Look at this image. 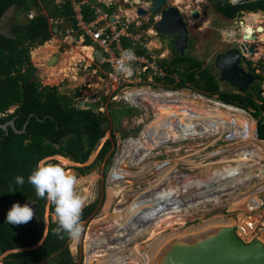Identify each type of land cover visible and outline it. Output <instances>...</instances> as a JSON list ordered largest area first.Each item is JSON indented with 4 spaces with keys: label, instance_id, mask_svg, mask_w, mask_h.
Masks as SVG:
<instances>
[{
    "label": "rangeland",
    "instance_id": "1",
    "mask_svg": "<svg viewBox=\"0 0 264 264\" xmlns=\"http://www.w3.org/2000/svg\"><path fill=\"white\" fill-rule=\"evenodd\" d=\"M89 1L99 6L100 2H115L116 8L113 14L117 16L122 14L127 19L126 9H136L141 4L148 7L152 0ZM169 5L178 6L187 22L189 40L192 41L188 54L201 59L203 67L211 68L218 76L222 88L237 91L236 87L221 79V70L216 66V58L218 54L224 53L231 47H236L239 43L248 45L255 42L257 47L263 48H260L255 53H247L245 55L247 60L244 61V66L253 67L264 76V28L261 29L262 26L264 27V16L255 19L252 18L254 14L244 12L234 19H229L216 11L210 0H169ZM195 8L202 13V17L199 20H194L191 17V10ZM36 13L35 8L27 15L26 11L20 10L18 7H12L6 12L1 22V29L4 31L12 30L11 27L14 21H27L28 17H32ZM138 18L136 16L134 21ZM63 27L62 25L56 32H53L49 40L42 44L36 43L30 48L31 63L37 67V74L43 84L59 85L62 90L66 83L65 94L73 95L78 89L80 90L81 94L77 97L76 102L80 99L101 102L106 109V113L110 116L108 125L114 130L116 135V153L110 156L109 152L102 162L96 161V158L106 139L100 140L91 157L84 164L75 163L72 160V162H68L67 157L62 159L57 155L46 159L51 160L49 162L52 163H54L52 160H57L55 163H59L66 170L73 171V174L78 178L76 191L82 196L85 195L86 188L90 187L86 205L97 198L100 199L95 213L88 220L81 222L83 230L79 239L75 241L70 239L71 251L79 264H85L86 253L99 255L103 252L108 256L112 255L111 264H145L147 259L148 262L149 260L151 261L150 264H156L158 252L164 245L172 241L168 237L169 235L170 237L183 238L184 235H188L190 232H204L211 228L225 226L232 227L235 225V213L226 212V208L222 206L224 203L228 201L238 202L241 199L247 203V197L252 194V197L257 194V196L264 198V175H259L261 171L259 170L254 176L249 174L246 178L237 181L234 192H224L229 186L223 189L215 188L209 190L212 195H203L201 199L200 195L195 196L194 200H199L194 202L192 206L188 205L185 208L179 206L180 209L176 208L177 210L172 206L173 208L171 207L168 210L159 211L160 213L158 212L154 217L155 225L150 230H148L151 227L150 225L145 226L147 230L143 226L136 230L139 227L137 226L134 229L136 230L135 233L132 235L124 233L121 238L109 239L111 240L109 243L100 240L104 236L103 233H111L112 228L120 227L123 221L128 224L131 211L134 209L132 214H136V210L139 209L135 207L143 204L146 206L145 203L151 197L160 198L167 196L170 191L178 190L181 186L192 181L202 182V180L211 175L216 178L222 175L223 172L221 174L218 173L221 169L238 170L237 168H248V166L258 167V163L264 162V156L259 155L258 158L250 157L252 161L249 162V158H247L249 154L245 155L242 153L237 155L235 152L238 150H235V148L245 141L240 140V133L244 131V134H246L243 128L238 129L237 127L222 125L209 118L190 120L182 116L175 108L177 102L174 100H170L168 103L146 106V108L142 109L127 102L123 99L122 93L127 98H132L133 96L135 98L142 95L143 91L146 90L161 89L159 94H173L176 90H185L189 94L185 96L187 100L191 99L190 96L193 94H205L192 83L184 88L165 87L162 81L158 82L156 80L153 71L144 70V66L139 63L131 64L133 75L125 77L122 74L121 85L117 87L111 78V74H108L107 68L101 64L102 52L99 48L93 44L95 50L91 47L90 54L88 50L85 51L84 48L78 46L89 45L82 44L73 33L63 30ZM131 27L135 28L136 32L134 33L139 35L140 41L147 45L146 48L151 52L153 60L158 64L161 59L174 57V55H169L168 47L163 44L162 39L158 38L157 31L154 28V21L149 20V15L140 17ZM251 27L253 28L252 32H249L247 29ZM242 31L243 36L247 33L249 35L253 33L257 35V39L254 40L245 36L242 38ZM233 35L234 37L231 38ZM163 36L168 37V35ZM136 46L138 44H133V47ZM54 59L57 64L51 66L46 72L47 65L52 63ZM40 62L44 66H41ZM262 88H264V81L262 82ZM262 95H264V91ZM209 97H212L207 100L209 103L218 99V95ZM178 104L180 103L178 102ZM112 107L124 109L126 112V115L121 117L120 122L113 120L111 115L113 112ZM14 109L15 106L9 111L11 112ZM231 109L233 108L231 107ZM238 111L255 119L250 110L244 108V110L240 109ZM120 115L122 116L123 114L120 113ZM159 123H161L159 128L163 135L168 136L159 135V129L157 128ZM145 125L149 126L147 132L146 128H144ZM170 125L173 128L170 129ZM171 135L173 136L170 137ZM122 140L125 144L124 151H120V141ZM214 154L217 156L211 157ZM242 158L247 161L242 162ZM188 159L197 162V164H189ZM90 164H92L91 172L85 175L81 174L78 168ZM126 174L129 179L117 182H112L111 180L113 177ZM250 175H252L251 178H249ZM88 177H95L93 183H88ZM114 183H122L123 185L119 196L109 207V211L112 212L111 215L105 220L95 219L105 213L109 197L108 186ZM128 201H134L132 203L136 206L125 205ZM240 205L241 202L238 206ZM120 213L121 215L119 216ZM116 214L118 215L117 220L113 222L107 221ZM167 214L170 215L165 217ZM49 216L50 214L47 211V220ZM51 217L53 218V214ZM142 220H140V223L145 224L146 220ZM203 222L209 223L207 225L201 224ZM165 235L167 236L165 237ZM169 239L170 241L166 242ZM103 243H107L105 244L107 251L104 248V250L98 251V248ZM141 244L146 245V247L136 250L135 247ZM93 246L97 248L94 251ZM7 253L0 257V264H2V259ZM162 256L160 261L165 264V255ZM101 260L105 262L107 260L106 255Z\"/></svg>",
    "mask_w": 264,
    "mask_h": 264
},
{
    "label": "trees",
    "instance_id": "2",
    "mask_svg": "<svg viewBox=\"0 0 264 264\" xmlns=\"http://www.w3.org/2000/svg\"><path fill=\"white\" fill-rule=\"evenodd\" d=\"M210 1L217 12L230 19L244 12L254 14L252 18L255 19L264 16L262 12H253L264 10V0H239L236 3H232L231 0ZM91 4L90 2L82 5L86 22L93 21L97 16L96 9ZM99 4L111 12L116 8L115 4H111L110 7L105 2ZM13 6L26 11L27 15L33 8L37 13L28 17L27 21H14L11 32L5 33L1 30V22L8 9ZM51 18L58 19V27L63 25V30L73 33L82 43L93 44L91 38L82 36L79 30L71 0L64 2L0 0V123L5 124L11 120L14 122V125L9 124L7 129L0 127V257L11 251L3 257L2 264H79L71 251L70 238L66 234L63 239L53 235L52 229L57 226L51 217L54 207L46 199L36 196L35 189L27 183V176L38 162L56 155L62 159L67 157L68 162L84 164L102 139L106 140L99 150L96 161L102 162L109 152L110 156L116 153V135L108 125L110 116L102 103L98 102L100 107L98 110L78 108L75 102L81 94L79 89L73 95H68L62 93L59 85L43 84L37 74V67L31 63L30 48L36 43H44L53 35ZM130 28L136 32L135 28ZM123 42L128 49L146 54L153 60L151 52L145 46L138 44L133 48L129 37H124ZM56 64L57 61L54 59L47 65L46 72ZM40 65L44 66L42 62ZM159 65L165 74L155 73V78L158 82L162 81L165 87L184 88L192 83L207 96L193 94L190 96L191 99L187 100L185 96L188 93L185 90L160 95L156 89L152 93L149 90L142 97L135 98H127L122 93L123 99L141 109L175 100L180 103H174L175 108L186 118L191 120L209 118L222 125L243 128L246 134L240 133V140L245 141L235 148L239 151L235 152L237 155L251 148L258 155L264 154V95L259 94L264 81L262 74L256 73L257 80L250 90L240 91L235 88L237 90L235 92L222 88L213 70L203 67L202 60L191 54L176 53L173 58L161 59ZM103 66L108 67L106 63ZM251 69L255 71V68ZM146 70L150 71L151 68L148 67ZM214 95H218V99L209 103L207 100L212 98L209 96ZM14 106L15 109L10 112ZM244 108L250 110L255 117L253 123L251 116L238 111ZM112 110L111 115L116 122H120L121 117L126 115L124 109L112 107ZM250 135L252 142L249 140ZM120 143V151H124V141ZM49 161L51 160H46ZM188 162L194 161L188 159ZM91 167L92 164L78 169L85 175L91 172ZM67 171L73 174V171ZM17 175L25 177L24 185L15 184L14 178ZM88 178V183L95 180V177ZM125 179H129L127 174L118 175L111 180L117 182ZM122 185L118 183L108 186L106 211L95 219L104 220L111 215L109 207L119 196ZM89 188L85 190L86 200L89 197ZM99 201L97 198L83 208L81 222L88 220L95 213ZM13 203L31 205L35 212L32 220L20 225L8 224L6 215ZM47 211L50 214L48 220ZM105 255L107 258L106 253L86 254L85 264H102L104 261L102 262L101 258Z\"/></svg>",
    "mask_w": 264,
    "mask_h": 264
},
{
    "label": "water",
    "instance_id": "3",
    "mask_svg": "<svg viewBox=\"0 0 264 264\" xmlns=\"http://www.w3.org/2000/svg\"><path fill=\"white\" fill-rule=\"evenodd\" d=\"M167 0H152L149 7L139 6L137 14L141 17L147 16L148 13L160 14L159 19L155 21L156 31L163 35H177L171 45L176 47V52L185 54L189 43V29L186 21L182 17L180 8L176 5L164 7ZM253 12H262L257 10ZM250 13V12H248ZM191 17L199 19L202 13L199 9L191 10ZM115 17H113L114 19ZM131 20V19H130ZM247 38L255 39V35L244 34ZM253 45L246 48L244 43L240 48H232L227 52L218 54L216 66L221 70V79L232 84L240 91L250 90L255 79L253 73L247 72L241 64L242 57L248 52L253 53ZM66 83L61 90L66 92ZM264 88L259 90L262 94ZM78 108L97 109L96 101L80 99L75 102ZM14 125L11 120L8 123H0V127L7 129L8 125ZM258 133V122H257ZM165 264H264V243L259 240L245 242L236 233L235 227L220 228L214 234L207 236L197 242H175L167 250L164 258Z\"/></svg>",
    "mask_w": 264,
    "mask_h": 264
},
{
    "label": "built area",
    "instance_id": "4",
    "mask_svg": "<svg viewBox=\"0 0 264 264\" xmlns=\"http://www.w3.org/2000/svg\"><path fill=\"white\" fill-rule=\"evenodd\" d=\"M65 0H57V2H64ZM73 8L76 12L77 26L81 30L82 36H89L99 50L102 52L101 64L106 63L108 65V74H111V78L119 87L122 73H116L114 65L117 59L120 58V54L123 50L128 49L124 46L123 38L129 37L130 43L133 45L141 44L147 47L146 44L140 41V36L135 34L131 30V22L124 21L121 17L113 14L109 9H105L99 5L92 3V7L96 9L97 16L91 22H86L83 13L82 5L84 3H90L89 0H71ZM109 7L115 2H105ZM116 17L113 19V17ZM159 19V16H155L154 20ZM51 30L56 32L58 30V19H50ZM69 33V32H68ZM94 48V47H93ZM135 48V47H133ZM133 50V49H132ZM135 54V60L131 62L132 65L137 63L142 64L146 70L151 68L157 74H165V71L155 60H150L146 54H139L133 50ZM94 55V53H93ZM227 194V193H226ZM253 194L247 197L248 206L242 208L238 206L241 202L228 201L222 206L226 208V212L235 213V231L237 235L245 242H251L259 240L264 243V198L260 196H254ZM232 204V205H231ZM117 243V241H116Z\"/></svg>",
    "mask_w": 264,
    "mask_h": 264
},
{
    "label": "clouds",
    "instance_id": "5",
    "mask_svg": "<svg viewBox=\"0 0 264 264\" xmlns=\"http://www.w3.org/2000/svg\"><path fill=\"white\" fill-rule=\"evenodd\" d=\"M231 2L236 3L237 0H231ZM137 16L139 18L136 21L141 17L138 14ZM118 17H121L123 20L126 19L123 15H119ZM126 20L130 21L131 25L136 22L134 19L130 20L128 16ZM89 46L93 47V44ZM134 60L135 54L133 50H123L120 58L115 62V72L122 73L125 77H131L133 75L131 62ZM14 181L16 185L22 186L25 184V177L17 175ZM27 183L35 189L38 198L46 199L54 207L53 222L57 226L52 229L53 235L63 239L66 234L71 240H78L83 230L81 217L83 208L86 205L85 197L76 191L78 178L74 174L69 173L59 163L41 161L37 163L27 176ZM34 215V209L28 203L23 205L13 203L7 212L6 222L13 225L25 224L31 221Z\"/></svg>",
    "mask_w": 264,
    "mask_h": 264
},
{
    "label": "bare ground",
    "instance_id": "6",
    "mask_svg": "<svg viewBox=\"0 0 264 264\" xmlns=\"http://www.w3.org/2000/svg\"><path fill=\"white\" fill-rule=\"evenodd\" d=\"M146 6V5H145ZM147 7V6H146ZM126 15L128 16L129 19L133 20L136 16H137V10L136 9H129L128 11H125ZM256 13V12H254ZM122 15V14H121ZM138 17V16H137ZM201 18V17H200ZM199 18V19H200ZM199 19H194V20H199ZM252 27L250 29H247L249 32H252ZM248 34V33H247ZM232 38V37H231ZM253 45V48H254V52H257L260 48L257 47V44L255 42L253 43H250V44H245L246 48L249 50V47ZM85 51H89V53L91 54V49L90 48H84ZM263 49V48H261ZM249 53V52H248ZM261 53V52H260ZM161 90V89H159ZM149 91V90H147ZM152 91V90H151ZM160 95H167L166 93H163V94H160ZM206 96V95H205ZM134 97V96H133ZM175 101V100H174ZM177 102V101H176ZM178 103V102H177ZM227 104H230V103H227ZM170 106V105H169ZM178 117V116H177ZM212 118V117H211ZM189 119V118H188ZM191 120V119H190ZM255 121V119H253L252 123ZM251 123V124H252ZM161 123L158 124L157 128L159 129V135H163L162 131L160 130L159 128V125ZM153 127V126H152ZM146 128V132H147V129L149 128L148 125H145ZM151 128V127H150ZM169 128H173L172 125L169 126ZM250 128V127H249ZM248 133V132H247ZM250 134V133H249ZM163 136H168V135H163ZM173 135H171L170 137H172ZM248 136V135H247ZM250 138H251V135H250ZM252 142V140H251ZM252 149V148H251ZM151 152V151H150ZM222 153V152H221ZM220 153V154H221ZM247 154H251L250 151L246 152ZM219 155V154H218ZM246 155V154H245ZM252 155V154H251ZM217 155H212L211 157H215ZM258 158V156L256 157ZM243 160H241L242 162H246L247 160L245 158H242ZM249 160V159H248ZM251 161V160H249ZM263 162V161H262ZM261 164V162H260ZM253 169V168H240L239 170H235V169H231V170H220L218 173L221 174L222 172V175L221 176H217L216 179L215 177H213L212 175L209 176V177H206L204 180H202V182H189L183 186H181L178 190H174V191H170L168 192L167 196H162L160 198H157L155 196L151 197L149 200H147V202L145 203L146 206L143 204L142 206L140 205L139 207H135L136 209H139V210H136V214H132V212L134 211V209L131 211V214H130V217L128 218V221L130 224V227L131 228H135L137 227V225H139L138 229L136 230H139V228L141 226H143L146 229L145 226L147 225H150L151 227L148 228V230H150V228H152L154 225H155V222H154V217L158 214L159 211H164V210H168L170 209L172 206L175 207V209H180V207H183L185 208L186 206H192L194 202H196L197 200H194V197L197 196V195H200V199L203 197V195H206L209 194V195H212V192H210L209 190H212V189H223L224 187L226 186H229L227 188L226 191L224 192H230L232 189H234L236 186H235V183L243 178H246L247 174L250 172V170ZM217 173V174H218ZM137 174V173H136ZM220 177V178H219ZM116 184V183H114ZM165 192V191H164ZM134 201H128V203L126 202L125 205H133V206H136L134 203H132ZM244 203V204H243ZM176 204H178L177 206H175ZM171 205V206H169ZM242 208L245 207V202L244 200L241 201V205H240ZM248 206V202L246 203V207ZM245 207V208H246ZM159 208V209H158ZM173 208V207H172ZM176 209V210H177ZM139 211V212H138ZM121 212V211H120ZM175 212V211H173ZM178 212V211H177ZM160 213V212H159ZM162 213V212H161ZM121 215V213L119 214V216ZM170 214H167L165 217H168ZM164 216V215H162ZM111 218V219H110ZM107 221H115L117 220L118 218V215L116 214L115 216L113 217H110ZM123 218V217H122ZM142 219L146 220L143 224V223H140V220L143 221ZM105 220V219H104ZM180 221V220H179ZM177 222V221H176ZM127 223L126 221L122 222L120 225V231L122 232L124 230V232L128 235H132L135 233L136 230L134 229H130L128 224H125ZM116 224V223H115ZM123 225V226H122ZM113 226V225H112ZM115 226V225H114ZM225 227H229V226H225ZM223 228V227H221ZM114 228H112L113 230ZM220 228H211V229H208L204 232H194V233H190L189 235H182L183 238H177V236H174V237H170V235L168 236L172 241L166 245H164L160 252H158L157 254V260H156V264H162V261H160V257L162 255H165L166 256V252L168 249H170V247L175 243V242H197V240H201L207 236H210L212 234H214L215 232H217ZM109 232V231H108ZM197 233V234H196ZM103 234H108L109 237L111 238V233H103ZM167 235H165L166 237ZM186 236V237H185ZM102 239V238H101ZM167 240L166 242L170 241ZM177 239V240H176ZM176 240V241H174ZM109 243V242H107ZM107 243H103L101 244V247H99L98 251H100L103 247H107L105 246V244ZM158 244V243H156ZM146 245L144 246V244L138 246V247H135L136 250H140V249H143L145 248ZM94 249H97L96 246H93V251ZM105 249V248H104ZM103 249V250H104ZM107 249V248H106ZM105 249V251H107ZM152 250V249H151ZM105 253V252H103ZM87 255H92V254H88L86 253ZM163 257V256H162ZM161 257V259H162ZM150 260L148 262V259H147V263L145 264H150ZM112 263V255H109L107 257V260L103 263V264H111Z\"/></svg>",
    "mask_w": 264,
    "mask_h": 264
},
{
    "label": "flooded vegetation",
    "instance_id": "7",
    "mask_svg": "<svg viewBox=\"0 0 264 264\" xmlns=\"http://www.w3.org/2000/svg\"><path fill=\"white\" fill-rule=\"evenodd\" d=\"M136 1V0H135ZM141 1V0H140ZM211 2V1H210ZM213 5V4H212ZM167 6H171V5H169V0H167V3L163 6V8L164 7H167ZM13 7H16V6H13ZM213 7H214V5H213ZM12 8V7H11ZM215 8V7H214ZM10 9V8H9ZM8 9V10H9ZM181 11V10H180ZM182 13V12H181ZM219 13V12H218ZM148 15H149V20H153L154 22H155V20H154V18H155V16H159L160 14H157V13H148ZM224 16V15H223ZM183 17V16H182ZM230 19V18H229ZM185 20V19H184ZM186 24H187V22H186ZM188 27V26H187ZM264 27L262 26V28L261 29H263ZM3 32H11V30H6V31H4L3 29H1ZM157 33V35H158V38H160V39H162L161 41L163 42V44L164 45H166L168 48V53H169V55H175L177 52H176V47L174 46V45H171V42L172 41H174L175 40V38L177 37V35H173V36H163L162 34H160V33H158V32H156ZM251 35H255L256 36V38L254 39V40H256L257 39V35L256 34H251ZM234 37V35L232 36V38ZM244 36H243V31H242V38H243ZM231 39V38H230ZM229 39V40H230ZM191 43H192V41L191 40H189V43H188V46H187V48H186V53H188L189 51H190V49H189V47H190V45H191ZM240 44L241 43H239L236 47H231V48H229V49H227L225 52H227L228 50H230V49H232V48H240ZM185 53V54H186ZM247 59L245 58V55L242 57V60H241V64H242V66L244 67V69L247 71V72H251V73H253V75H254V77H255V79H254V81H253V83H252V85L255 83V81L257 80V76H256V73H258L257 71H256V69H255V71H253L251 68L252 67H245L244 66V61H246ZM214 72V71H213ZM251 85V86H252ZM147 92V90L146 91H144L143 92V94L140 96L139 95V97H142L145 93ZM232 192H233V189L231 190ZM231 192V193H232ZM241 200H243V199H241ZM196 232H200V231H196ZM190 233H194V232H190ZM189 233V234H190ZM188 234V235H189ZM197 234V233H196ZM186 237V236H185ZM101 240H103V238L101 239ZM145 246V245H144ZM102 248H106V247H103L102 246ZM104 263V262H103ZM102 263V264H103Z\"/></svg>",
    "mask_w": 264,
    "mask_h": 264
},
{
    "label": "crops",
    "instance_id": "8",
    "mask_svg": "<svg viewBox=\"0 0 264 264\" xmlns=\"http://www.w3.org/2000/svg\"><path fill=\"white\" fill-rule=\"evenodd\" d=\"M144 92V91H143ZM143 94V93H142ZM141 96V95H140ZM241 131V130H240ZM243 133H244V131H242ZM198 136H202V135H198ZM248 151H250L251 152V154H249V157H247V158H249V160H251V158L250 157H257V156H259L258 154H256L252 149H249V150H247L246 152H248ZM246 152H244V154H246L247 155V153ZM263 156H264V154H262ZM248 160V161H249ZM252 161V160H251ZM251 161H249V162H251ZM189 164H197V163H195V162H188ZM259 165H258V167L257 166H248V167H250V168H253V169H249L250 170V172L247 174V175H249V174H253V176H254V174L256 173L257 174V171H259V170H261L260 171V173H259V175H264V162H261V164L260 163H258ZM212 165V164H211ZM238 170L240 169V168H237ZM251 176L252 175H250L249 176V178H251ZM234 190V189H233ZM234 192V191H233ZM245 205H246V203H245ZM124 222V221H123ZM137 226H139V225H137ZM129 228L130 229H136L137 227H133V228H131L130 227V224H129ZM125 232H124V230L121 232L120 231V227H118V226H116V228H114L113 230H112V232H111V238H115V237H117V239L118 238H121L122 237V235L124 234ZM107 236H108V234H104V236H102L101 238H103V240L104 241H107V242H109V241H111V240H109V239H111L109 236H108V238H107ZM101 240V239H100Z\"/></svg>",
    "mask_w": 264,
    "mask_h": 264
}]
</instances>
